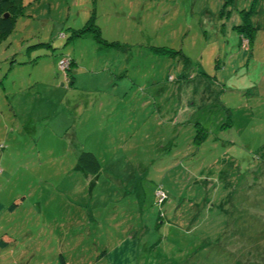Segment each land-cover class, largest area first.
I'll use <instances>...</instances> for the list:
<instances>
[{
  "label": "rangeland",
  "instance_id": "1",
  "mask_svg": "<svg viewBox=\"0 0 264 264\" xmlns=\"http://www.w3.org/2000/svg\"><path fill=\"white\" fill-rule=\"evenodd\" d=\"M21 6L0 39V133L18 132L6 184L65 155L42 177L62 193L55 264L60 246L94 264L127 238L130 264H264V0Z\"/></svg>",
  "mask_w": 264,
  "mask_h": 264
},
{
  "label": "crops",
  "instance_id": "2",
  "mask_svg": "<svg viewBox=\"0 0 264 264\" xmlns=\"http://www.w3.org/2000/svg\"><path fill=\"white\" fill-rule=\"evenodd\" d=\"M52 61L54 62V60ZM74 80V78L71 79L70 83L73 84ZM17 133L13 128L10 131H5L4 136L3 133H0L4 140V144L0 147V264H55V255L50 251V249L54 251L52 249L54 245L53 247L49 245V229L45 230V228L53 225H55L54 227H64V223L62 219H59L61 209L58 205L59 201L57 199L52 200L56 202L49 201L48 192L54 191L56 194L53 196L62 193L55 188V190L49 189L48 185L50 184L45 186L47 182L42 177H47L46 174L51 166L55 171L61 166L65 168V155L60 160L55 155L53 158L48 156L45 159L37 157L36 172H40L39 177L36 176L28 182L16 178V182L6 184L8 179H13L16 173L14 169L18 168L13 167L14 165L11 163L17 161L11 153L13 145L18 143ZM73 155L76 156L75 152ZM72 160L75 161L74 157ZM51 162L59 163L55 166ZM79 167L75 163L72 169ZM20 168L26 171L28 165L25 163ZM36 234L43 240L40 247L35 244ZM62 249L63 246H60L58 264L61 260L64 264H70V261L64 256L65 252H61ZM133 251L134 242L127 238L116 250L100 252L99 256H96L94 264H130L134 260L135 252ZM24 256L26 259L23 262ZM78 263L84 264L82 260Z\"/></svg>",
  "mask_w": 264,
  "mask_h": 264
},
{
  "label": "trees",
  "instance_id": "3",
  "mask_svg": "<svg viewBox=\"0 0 264 264\" xmlns=\"http://www.w3.org/2000/svg\"><path fill=\"white\" fill-rule=\"evenodd\" d=\"M21 7V0H0V39L12 31L15 18L22 12ZM4 13H8L7 17H3ZM89 22L87 21L81 28L71 30V36L79 35L84 30H89L92 25ZM242 27V25L237 26L240 30ZM240 35L243 37V34ZM69 77L71 81L72 77ZM77 160H79L82 167H86V170L90 172H96L98 169V163L90 152H82ZM60 264H64L63 260H61Z\"/></svg>",
  "mask_w": 264,
  "mask_h": 264
},
{
  "label": "built area",
  "instance_id": "4",
  "mask_svg": "<svg viewBox=\"0 0 264 264\" xmlns=\"http://www.w3.org/2000/svg\"><path fill=\"white\" fill-rule=\"evenodd\" d=\"M69 59L68 58H60L57 63V67L59 68L60 71L63 72V75H65V70L68 68L69 65ZM2 145L0 144V147ZM156 195L159 196L160 199H162L163 194L161 192H156Z\"/></svg>",
  "mask_w": 264,
  "mask_h": 264
},
{
  "label": "water",
  "instance_id": "5",
  "mask_svg": "<svg viewBox=\"0 0 264 264\" xmlns=\"http://www.w3.org/2000/svg\"><path fill=\"white\" fill-rule=\"evenodd\" d=\"M7 15H8V13H4V14H3V17H7Z\"/></svg>",
  "mask_w": 264,
  "mask_h": 264
}]
</instances>
